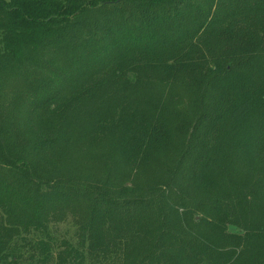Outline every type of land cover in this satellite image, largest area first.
<instances>
[{
	"label": "trees",
	"instance_id": "trees-1",
	"mask_svg": "<svg viewBox=\"0 0 264 264\" xmlns=\"http://www.w3.org/2000/svg\"><path fill=\"white\" fill-rule=\"evenodd\" d=\"M4 227L42 264H264V0H0Z\"/></svg>",
	"mask_w": 264,
	"mask_h": 264
},
{
	"label": "rangeland",
	"instance_id": "rangeland-1",
	"mask_svg": "<svg viewBox=\"0 0 264 264\" xmlns=\"http://www.w3.org/2000/svg\"><path fill=\"white\" fill-rule=\"evenodd\" d=\"M73 151L74 159L82 169H94V167L91 165V162L87 158L86 152L82 148V144H79L78 142L77 148H74ZM7 230L8 229L5 227L0 228V241L4 243L3 247L6 249L5 252L0 256V264H42L40 262L41 259H39V256L33 254V251L24 240L14 237L13 235L9 234ZM55 230V236L60 247L59 250L64 248V243L66 241L75 243L77 226L71 218L67 217L65 220L59 222L55 226ZM9 238H12L13 242L11 245L7 246L6 241H8ZM59 250H56L55 253H58ZM89 263H91V259H88L87 264Z\"/></svg>",
	"mask_w": 264,
	"mask_h": 264
}]
</instances>
